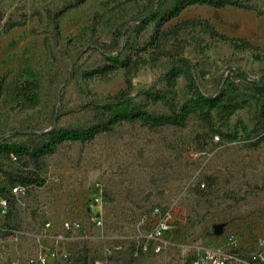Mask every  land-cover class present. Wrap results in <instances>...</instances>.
<instances>
[{"label":"rangeland","instance_id":"obj_1","mask_svg":"<svg viewBox=\"0 0 264 264\" xmlns=\"http://www.w3.org/2000/svg\"><path fill=\"white\" fill-rule=\"evenodd\" d=\"M71 1L0 0V142L31 150L53 123L87 128L95 114L79 106L125 86L120 67L101 76L88 72L107 63L96 47L109 44L113 30L145 0H85L55 25L47 12ZM250 2L251 9L187 6L157 32L150 22L131 50L134 90L157 78L176 51L195 63L202 91L211 92L220 77L231 82L246 101L225 122L213 117L208 123L197 112L181 126L123 121L87 141H61L41 156L10 160L1 152L4 179L37 181L0 216V264H39L35 256L51 249L59 255L45 264H193L207 250L235 251L264 264V139L252 120L251 83L264 73V0ZM191 96L180 75L176 104ZM148 109L167 112L158 103ZM15 131L33 134L10 136ZM97 186L100 225L91 220ZM156 207L169 213L166 245L158 252L151 244L142 248ZM67 219L79 228L56 241Z\"/></svg>","mask_w":264,"mask_h":264},{"label":"trees","instance_id":"obj_2","mask_svg":"<svg viewBox=\"0 0 264 264\" xmlns=\"http://www.w3.org/2000/svg\"><path fill=\"white\" fill-rule=\"evenodd\" d=\"M85 0H72L57 11H48V18L57 24V18L63 11L75 7ZM251 0H145L140 11L134 13L123 25L117 26L111 35L109 44H99L96 48L107 60V63L97 69L88 72V75H105L117 67L124 72L125 86L103 98L81 104L79 108L92 110L95 114L94 122L87 128L61 129L51 127L43 132L45 137L42 143L29 150L17 141L3 139L0 142V153L13 152L17 156L28 153L33 157L52 152L56 145L64 140L87 141L96 134L109 130L112 125L119 122L139 121L149 127L162 125L184 124L191 112H197L201 118L208 123L213 117L220 122H225L228 117L238 108L244 105L245 99L239 98L233 84L227 79L220 77L211 92L202 91L199 88L196 76V66L189 58L181 52H174L169 58L166 68L151 81L147 86L133 89L131 80L133 60L131 50L138 39L139 34L145 30L150 22H155V31L177 16L185 7L198 4L215 8L234 6L251 9ZM11 27V26H10ZM237 75L242 78L249 76L241 69L233 68ZM180 75L184 76L185 86L192 96L178 106L175 102V86ZM251 83L255 88L256 103L252 115L253 124L261 134L259 140L264 139V73L253 78ZM161 104L167 112L155 113L148 107ZM214 111V114L212 112ZM212 125V124H211ZM218 132V131H217ZM33 132L15 131L10 136L30 135ZM17 180L21 183L36 182V178L19 176ZM251 264V261H249ZM262 264V263H260Z\"/></svg>","mask_w":264,"mask_h":264},{"label":"built area","instance_id":"obj_3","mask_svg":"<svg viewBox=\"0 0 264 264\" xmlns=\"http://www.w3.org/2000/svg\"><path fill=\"white\" fill-rule=\"evenodd\" d=\"M1 156V153H0ZM10 160H17V155L13 152H8L7 154ZM30 185L21 182H10L4 179L0 174V216H5L8 211L9 206L12 203H21L24 201L29 193ZM101 188L99 186L95 187L94 194L90 199V204L95 207L93 211V216L91 220L100 225L102 223V216L100 210L101 204ZM153 213L157 214L158 217L155 222L152 224L150 230L144 234V241L142 242V248L146 250L149 244L152 245L153 250L158 252L165 245L164 240L165 233L169 230V213L165 212L161 214L159 208H154ZM46 226H49V222L45 223ZM79 224L72 220H64L61 223V232L55 234L54 239L56 241L62 242L65 239L71 238L73 232L77 231ZM70 232V236L65 234ZM57 249L47 250L46 252H40L33 259L39 264H45L49 258H56ZM62 257H65V251L60 253ZM193 264H250L248 260L244 258L241 254L235 251L219 253L214 251H204L197 254L192 261ZM94 264H102L100 261H95ZM123 264V263H115Z\"/></svg>","mask_w":264,"mask_h":264}]
</instances>
